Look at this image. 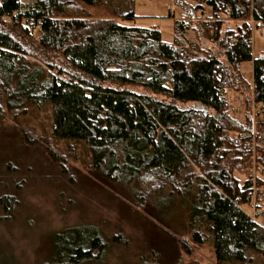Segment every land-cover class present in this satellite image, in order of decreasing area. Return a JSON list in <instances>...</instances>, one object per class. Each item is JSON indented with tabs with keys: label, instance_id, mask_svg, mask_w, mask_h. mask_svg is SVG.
I'll use <instances>...</instances> for the list:
<instances>
[{
	"label": "trees",
	"instance_id": "16d2710c",
	"mask_svg": "<svg viewBox=\"0 0 264 264\" xmlns=\"http://www.w3.org/2000/svg\"><path fill=\"white\" fill-rule=\"evenodd\" d=\"M202 2L211 17L197 19L194 7L165 43L155 27L124 24L136 18L133 0L120 8L0 0V113L45 104L53 136L83 142L88 173L103 181L151 195L194 190L192 245L210 246L217 264H249L264 258V227L244 211L264 206V54L253 58L251 29L264 27V0ZM249 62L250 83L240 70ZM229 92L243 98V119L231 113ZM15 204L0 199L9 218ZM52 244L54 264H97L106 254L92 225L57 232Z\"/></svg>",
	"mask_w": 264,
	"mask_h": 264
},
{
	"label": "rangeland",
	"instance_id": "374dc122",
	"mask_svg": "<svg viewBox=\"0 0 264 264\" xmlns=\"http://www.w3.org/2000/svg\"><path fill=\"white\" fill-rule=\"evenodd\" d=\"M103 1L110 8L119 3L120 8L121 2L129 0ZM184 1L185 8L171 0H133L136 18L124 24L155 27L163 42L172 43L174 22L189 24L194 7H200L197 19L211 17L202 0ZM87 11L104 15L101 8ZM251 29L252 56L257 58L264 54V27L252 23ZM186 37L197 42L190 30ZM240 70L250 83L252 63H244ZM226 98L233 116L243 119V98L233 92ZM16 112L4 107L0 113V199H16L10 218L0 207V264H54V235L80 225L96 227L105 240L106 254L97 264H144L153 259L162 264H217L210 246L190 242L194 190L184 196L167 189L151 195L137 187L132 190L131 184L103 181L88 173L92 160L83 142L53 136L45 104ZM238 176L242 182L244 177ZM255 207L253 203L244 211L251 214ZM260 208L264 212V206ZM201 223H195V228H201ZM256 223L264 227V216ZM184 240L190 253L177 245ZM249 264H264V258L254 255Z\"/></svg>",
	"mask_w": 264,
	"mask_h": 264
},
{
	"label": "built area",
	"instance_id": "2783aa9c",
	"mask_svg": "<svg viewBox=\"0 0 264 264\" xmlns=\"http://www.w3.org/2000/svg\"><path fill=\"white\" fill-rule=\"evenodd\" d=\"M256 27H260V24L256 23ZM65 80L68 81V79ZM250 216L254 221H256L259 217L264 216V212L261 209L253 208V212L250 214Z\"/></svg>",
	"mask_w": 264,
	"mask_h": 264
},
{
	"label": "water",
	"instance_id": "95a60500",
	"mask_svg": "<svg viewBox=\"0 0 264 264\" xmlns=\"http://www.w3.org/2000/svg\"><path fill=\"white\" fill-rule=\"evenodd\" d=\"M205 114H207V112Z\"/></svg>",
	"mask_w": 264,
	"mask_h": 264
}]
</instances>
